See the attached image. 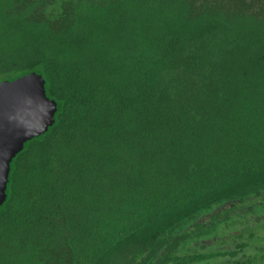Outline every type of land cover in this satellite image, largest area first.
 <instances>
[{
    "label": "trees",
    "instance_id": "1",
    "mask_svg": "<svg viewBox=\"0 0 264 264\" xmlns=\"http://www.w3.org/2000/svg\"><path fill=\"white\" fill-rule=\"evenodd\" d=\"M29 71L55 112L0 264H263L264 0H0V82Z\"/></svg>",
    "mask_w": 264,
    "mask_h": 264
},
{
    "label": "water",
    "instance_id": "2",
    "mask_svg": "<svg viewBox=\"0 0 264 264\" xmlns=\"http://www.w3.org/2000/svg\"><path fill=\"white\" fill-rule=\"evenodd\" d=\"M54 112L55 103L46 96L39 73L29 71L0 82V204L11 158L25 141L47 130Z\"/></svg>",
    "mask_w": 264,
    "mask_h": 264
},
{
    "label": "rangeland",
    "instance_id": "3",
    "mask_svg": "<svg viewBox=\"0 0 264 264\" xmlns=\"http://www.w3.org/2000/svg\"><path fill=\"white\" fill-rule=\"evenodd\" d=\"M263 264H264V262H263Z\"/></svg>",
    "mask_w": 264,
    "mask_h": 264
}]
</instances>
